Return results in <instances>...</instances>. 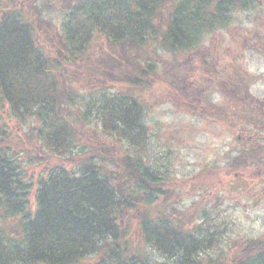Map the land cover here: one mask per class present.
I'll list each match as a JSON object with an SVG mask.
<instances>
[{"label":"trees","instance_id":"1","mask_svg":"<svg viewBox=\"0 0 264 264\" xmlns=\"http://www.w3.org/2000/svg\"><path fill=\"white\" fill-rule=\"evenodd\" d=\"M18 1L0 0V110L17 123L0 120V264H77L87 257L95 264L211 263L203 255L205 230L162 204L168 179L141 155L149 139L139 92L156 79L160 50L171 54L165 78L189 98L197 86L203 97L218 90L216 79L201 82L199 72L196 78L192 52L208 32L259 1L80 0L50 50ZM25 1L38 9V0ZM95 34L109 50L90 66L99 88L87 98L59 67L86 61ZM93 111L98 126L89 129ZM91 134L97 142L87 145ZM262 158L263 145L243 148L227 170ZM51 159L56 163L38 178L27 175ZM224 264H264V235L247 239Z\"/></svg>","mask_w":264,"mask_h":264},{"label":"rangeland","instance_id":"2","mask_svg":"<svg viewBox=\"0 0 264 264\" xmlns=\"http://www.w3.org/2000/svg\"><path fill=\"white\" fill-rule=\"evenodd\" d=\"M79 1L38 0V9L33 10L20 0L16 6L33 22L39 43L50 50L58 45L56 32L67 11ZM258 1L248 11H236L225 27L208 32L200 49L192 52L200 56L194 65L196 78L199 72L201 82L216 79L218 90H207L203 97L197 89L189 98L186 88L165 78V60L169 63L171 54L160 50L163 63L157 67V77L139 92L149 139L141 155L168 179L170 193L162 204L182 216L187 226L201 224L205 230L209 248L203 255L212 258L208 264H224L247 239L264 235V158L228 171L229 162L240 150L264 146V108L258 110L253 103L264 99V0ZM108 50L105 38L95 34L86 61L79 58L75 60L78 64L62 62L59 67L69 84L86 91L87 98L94 87L99 88L90 66ZM115 88L126 90L122 84ZM94 114L87 120L89 129L98 126ZM0 120L17 128L5 111L0 110ZM84 140L87 145L97 142L92 134ZM56 161L30 166L27 175L35 180ZM95 262L96 257H87L77 264Z\"/></svg>","mask_w":264,"mask_h":264},{"label":"flooded vegetation","instance_id":"3","mask_svg":"<svg viewBox=\"0 0 264 264\" xmlns=\"http://www.w3.org/2000/svg\"><path fill=\"white\" fill-rule=\"evenodd\" d=\"M199 53V52H198ZM198 53L197 54H195V56H196V58H197V61H199L198 59L200 58V56L198 55ZM202 88H204V87H202ZM197 89H199V86H197ZM200 90V89H199ZM225 92V91H224ZM199 95V94H198ZM244 97H246V99H247V97H248V92H245L244 93ZM243 97V98H244ZM240 101L242 100L241 99V97H240V99H239ZM264 100V99H263ZM263 100L261 99V100H256V101H253V103H256L257 105H255V107L256 108H258V106H263V108H264V102H263Z\"/></svg>","mask_w":264,"mask_h":264}]
</instances>
